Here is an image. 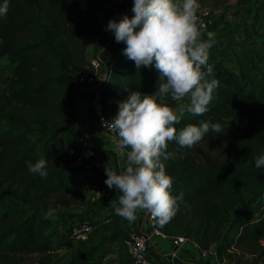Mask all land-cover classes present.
<instances>
[{
  "label": "trees",
  "instance_id": "trees-1",
  "mask_svg": "<svg viewBox=\"0 0 264 264\" xmlns=\"http://www.w3.org/2000/svg\"><path fill=\"white\" fill-rule=\"evenodd\" d=\"M198 3L218 10L228 0ZM119 13L112 0H11L6 16L0 17V56L10 65L0 90V264H103L108 249L83 251V246L100 229L116 231L126 222L114 211L119 197L91 202L94 175L69 166L77 80L95 70L87 49ZM256 24L247 25L242 43L249 50L232 56V65L229 55L209 58L219 82L209 110L183 116L174 125L179 130L202 120L218 122L222 132L210 130L192 147L169 141L161 157L173 177L171 191L179 207L167 223L155 220L156 228L169 236L183 235L200 249H213L217 260L227 264H264V167L254 166L264 152V25ZM117 46L109 74L98 87L108 118L127 90L152 93L158 80L157 70L136 68L122 52L124 43ZM40 157L48 161L46 177L29 172L25 164ZM91 203L95 209L83 220L91 231L76 242L69 260L65 252L56 254L49 210ZM62 219L59 239L67 237L62 243L68 245L74 237L62 233L72 227L68 218Z\"/></svg>",
  "mask_w": 264,
  "mask_h": 264
},
{
  "label": "clouds",
  "instance_id": "clouds-1",
  "mask_svg": "<svg viewBox=\"0 0 264 264\" xmlns=\"http://www.w3.org/2000/svg\"><path fill=\"white\" fill-rule=\"evenodd\" d=\"M10 2L0 0V17L6 16ZM198 8V0H132L131 16L122 13L118 18H109L105 26L115 41L124 43L122 52L136 68L151 67L158 72L154 92L127 90L115 114L103 122L117 138V148L129 149L126 167L120 172L106 168L104 181L109 189L119 190V206L114 211L129 222L143 210L163 225L178 211L177 197L171 191L173 177L161 163L169 141L192 147L210 130L222 132L218 122L204 120L179 130L174 127L185 112H207L219 85L215 78L207 79L215 34L208 31L202 38L204 26L198 21ZM169 97L182 102L170 105ZM25 164L29 172L40 177L48 174L46 157ZM254 166L264 167V152L255 157Z\"/></svg>",
  "mask_w": 264,
  "mask_h": 264
},
{
  "label": "crops",
  "instance_id": "crops-1",
  "mask_svg": "<svg viewBox=\"0 0 264 264\" xmlns=\"http://www.w3.org/2000/svg\"><path fill=\"white\" fill-rule=\"evenodd\" d=\"M131 5L132 0H125L121 4V13L114 15L112 18H118L122 13H132ZM244 10L246 13L249 12L248 9ZM254 12H257V10L254 9ZM248 19L247 24L254 20L253 18ZM112 36L113 33L106 30L105 27L93 44L96 50L93 48V53L91 52L88 56L89 59L90 57H98L102 67L107 72L119 48L115 43H112ZM95 75H97L96 69L92 76L78 78L80 80L77 82L72 104L74 127L72 133L69 135V148L70 151L76 150L81 138L85 137L94 146L100 166L103 169L108 168L112 171L120 172L126 167L127 151L125 149H118L116 138L102 131L97 124L92 105V97L97 86V81L92 79ZM81 78L84 79L82 80ZM103 79L99 78V82ZM99 171L101 170L93 173L97 174ZM90 206L89 213L91 214L92 210L95 209V205L91 203ZM126 222L129 230L134 229L148 234L146 258L151 264H217L218 262L213 249H208L206 252H203L196 243L190 242L176 247L173 245L169 235L155 234L148 224L146 211H138L135 221L129 222L126 219ZM174 250H176V254L171 257Z\"/></svg>",
  "mask_w": 264,
  "mask_h": 264
},
{
  "label": "rangeland",
  "instance_id": "rangeland-1",
  "mask_svg": "<svg viewBox=\"0 0 264 264\" xmlns=\"http://www.w3.org/2000/svg\"><path fill=\"white\" fill-rule=\"evenodd\" d=\"M238 0H228V4L223 9L213 10L212 9V22L207 26L206 29L201 30L202 38H206V33L208 31H212L215 34V43L212 44L209 50V57L211 60H215L220 58L221 56H228L229 55V62L230 64L233 63L232 56L234 57L237 52H239L242 48L249 50V45H243L242 39L243 36H246L247 32V23L248 18H253L257 21L256 26H263L264 25V0H250L248 5L243 6L244 4H238ZM209 6V5H205ZM204 7V5L199 4V8ZM198 8V9H199ZM121 9V6H120ZM244 9H248V13ZM254 9L257 12H254ZM133 13H129L132 15ZM113 17V16H112ZM111 17V18H112ZM251 20V19H250ZM252 20V21H254ZM250 21V22H252ZM247 24V25H246ZM246 25V26H245ZM252 30V29H251ZM250 33V30H249ZM252 34V33H251ZM257 42L261 41V37L257 38ZM112 43H115L114 35L112 36ZM97 47V44H96ZM93 48L96 50L94 45H90L87 49V57L93 51ZM93 53V52H92ZM94 57H88L89 60H92ZM227 59V58H226ZM232 65V64H231ZM262 69L264 65H261ZM97 71V75H95L93 80H96L99 83V78L103 79L104 76L109 74V71H105L102 67L101 63L95 66ZM110 70V69H109ZM10 65L8 64L6 56H0V90L2 89L1 80L4 78L5 75L9 74ZM104 72V73H103ZM82 77V76H80ZM87 78V77H86ZM82 80L84 78H81ZM80 80V79H79ZM79 80H77L79 82ZM102 81V80H101ZM187 97H185V101ZM182 101H171L170 105H176L181 103ZM192 115L191 113L185 112L183 116ZM72 146V145H71ZM90 205H82L80 207H76L73 209H64L58 208L57 210L52 211L51 222H52V242L55 246V253L56 254H67V259L69 260L72 258V255L76 248V242L78 240H82L84 238H79L74 236L73 228L78 226L81 221L89 218L90 215ZM62 217L68 218L70 221V226L72 229H68V231H64L62 234L68 236V234L73 236L71 238V242L68 245H64L62 240L67 241V237L59 239L61 233L63 231V224L64 220ZM70 230V232H69ZM129 230L127 222H121L118 226L116 231L113 229L104 230L100 229L96 236H93V240L89 241L87 244L83 246V251H88L92 247H96V250L104 251L108 249L106 255L103 259V264H116V263H123L129 264V258L126 251L125 246L123 245V240L126 237V234ZM66 232V233H65ZM93 234V233H91ZM70 240V239H68ZM91 250V251H92ZM65 262V260L63 261Z\"/></svg>",
  "mask_w": 264,
  "mask_h": 264
},
{
  "label": "built area",
  "instance_id": "built-area-1",
  "mask_svg": "<svg viewBox=\"0 0 264 264\" xmlns=\"http://www.w3.org/2000/svg\"><path fill=\"white\" fill-rule=\"evenodd\" d=\"M113 3L117 6H121L125 0H112ZM196 15L198 17V21L202 22L203 28L201 30H204L207 28L209 24L212 22V9L209 7H200L197 9ZM122 42L115 41L116 45L121 44ZM90 63L95 68L96 65L100 63V60L98 57H94L92 60H90ZM208 64L211 66V70L208 71L207 79L211 80L213 79L214 75V68L213 64L208 58ZM207 71V69H204ZM101 82V81H100ZM100 82L97 83L96 90L92 97V105L94 110V115L97 120V124L99 128L107 133L108 135L115 138L106 127H104V123L110 118H108L102 111L101 107V101H100V94L98 87L100 85ZM69 166L74 170H79L81 172L90 173L94 175L93 181L89 185V198L91 202L93 203H106L110 199L117 198L120 195L119 190L115 189L114 187L112 189H109L107 185L105 184V177H106V169H103L100 166L99 158L97 156L96 150L92 144H90L87 140V138L82 137L78 147L76 150H74L73 157L69 162ZM95 170H101L98 172L99 177H97L93 172ZM146 218L148 221L149 226L152 228L153 232L157 235H164L160 230H158L155 226V220L156 218L152 217L149 213L146 212ZM92 225L88 221L81 222L78 226H75L73 228L74 234L79 238H85L86 234L91 231ZM148 234L130 229L127 232L126 237L123 240L124 246L127 250V254L130 259L131 264H151L150 261L146 258V244L148 241ZM170 239L176 247H179L183 244H186L188 242L194 243V241H191L187 237L183 235H177V236H170ZM203 252H206L207 250L201 249ZM176 250L172 252L171 257L175 256ZM217 264H227L224 261H218Z\"/></svg>",
  "mask_w": 264,
  "mask_h": 264
}]
</instances>
